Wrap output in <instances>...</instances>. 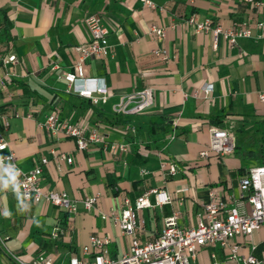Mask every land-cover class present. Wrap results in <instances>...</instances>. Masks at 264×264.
Here are the masks:
<instances>
[{
  "label": "crops",
  "instance_id": "1",
  "mask_svg": "<svg viewBox=\"0 0 264 264\" xmlns=\"http://www.w3.org/2000/svg\"><path fill=\"white\" fill-rule=\"evenodd\" d=\"M153 1L158 8H146L138 0H0V57L17 58L0 62V126L2 120L9 123L4 132L8 146L0 154L12 152L24 171L47 158L40 185L65 192L77 209L67 214L51 204L26 203L0 173V264H16L11 253L26 260L53 255L57 263H66L80 255L91 235L109 236L110 255L120 256L129 238L101 220L99 211L118 208L124 198L133 202L150 189H164L169 204L138 213L136 236L145 242L173 213H178V225L194 227L211 189L228 205L239 200L241 176L250 167L264 166V140L256 139L264 137V101L259 99L264 93V25L257 27V22L264 24V2ZM193 14L223 27L246 23L252 36L239 38L234 46L221 37L214 42L210 32L195 33L187 22ZM91 15L108 31L111 57L85 61L83 75L104 79L108 97L103 105L68 91L61 76L72 71L77 49L90 39L85 19ZM153 24L164 29L160 43L149 33ZM155 48L165 50L168 59L151 54ZM204 84L213 90L204 94ZM145 88L152 90L147 109L112 112L122 96ZM51 113L96 129L106 142L125 144L127 152L98 144L79 151L73 139L51 137L37 127ZM210 128L250 140L237 143L231 153L201 157ZM243 147L248 161L240 155ZM52 153L71 157V164L61 161L58 170ZM162 161L174 165L173 176L161 170ZM91 196H97V203L86 210L82 201ZM54 227L63 229L56 240L50 237ZM237 241L246 246L244 254L254 243L255 255L264 256V226ZM196 253L192 264H227L229 250L206 245Z\"/></svg>",
  "mask_w": 264,
  "mask_h": 264
},
{
  "label": "built area",
  "instance_id": "2",
  "mask_svg": "<svg viewBox=\"0 0 264 264\" xmlns=\"http://www.w3.org/2000/svg\"><path fill=\"white\" fill-rule=\"evenodd\" d=\"M61 1V0H58ZM149 9L158 8L153 0H138ZM253 2L256 6L263 4L257 0H245ZM187 22L193 26L195 33L210 32L214 42L219 37L234 46L239 38L252 36L246 23H232L228 27L213 24L208 17L197 19L191 15ZM90 39L77 49L72 71L64 72L61 76L67 83L68 91L79 95L92 105H103L107 101L108 92L104 79L85 78L83 75V63L91 58L105 60L111 57V46L108 44V31L101 25L97 15H91L85 19ZM263 22H257V27L262 28ZM149 33L160 43L164 39V29L151 25ZM151 54L165 61L168 55L165 50L155 48ZM14 54L1 56L0 62L4 65L15 63ZM3 83L0 82V85ZM204 94L213 90L212 84H204L200 89ZM264 101V93L259 95ZM152 104V90L145 88L122 96L112 105V112L116 115L140 113ZM9 123L1 121L0 126V151L7 148L4 132L8 130ZM37 127L54 138L64 137L74 140L77 150L83 151L91 144H98L103 149L112 152L126 153L125 144L108 143L96 129L87 130L82 125L72 124L51 113L42 122H37ZM234 138L227 131L219 128L209 129V142L206 150L201 151V157H207L209 152L225 155L234 150ZM53 154V153H52ZM53 158L58 170L59 163L65 161L71 164L72 158L65 155H55ZM48 163L47 158H42L37 165L29 170H22L16 163L12 152L0 154V173L6 176L12 192L19 193L26 203H46L58 207L67 214H75L76 204L63 191L46 190L40 185L43 166ZM162 171L168 175L175 174V167L165 161L160 163ZM142 173H147L142 171ZM240 197L228 205L219 199L214 189L208 192V201L196 214L194 227L178 225V213L166 217L159 233L151 240L140 242L136 231L141 228L138 213L141 210L162 207L171 202L170 195L164 189H150L131 202L124 198L118 208L109 211H99V218L109 221L120 235L129 238L128 249L120 256L112 257L108 246L111 243L109 236L91 235L86 245L80 248V255L70 256L66 263H57L53 255H37L28 260L11 253V259L16 264H192L196 259L198 247L206 245L226 247L229 250L227 264H264V256L255 255L257 245L249 243L248 253H243L244 243L238 238L249 239V236L264 226V166L250 167L239 180ZM153 197V201L150 200ZM97 203V196L86 197L82 204L86 210H91ZM248 205V208H246ZM63 234V229L54 227L50 237L58 239ZM3 243V241L1 240ZM4 244V243H3ZM246 247V246H245Z\"/></svg>",
  "mask_w": 264,
  "mask_h": 264
},
{
  "label": "rangeland",
  "instance_id": "3",
  "mask_svg": "<svg viewBox=\"0 0 264 264\" xmlns=\"http://www.w3.org/2000/svg\"><path fill=\"white\" fill-rule=\"evenodd\" d=\"M260 138H263V140H264V137H261V136H259V137H257L256 139L258 140V139H260ZM248 140H250V139H244V138H242V136H240L239 134H237L236 135V137L234 138V146H236V145H238L237 143H239V144H244V142H246V141H248ZM253 140V139H252ZM254 141H256V140H253V142ZM243 142V143H242ZM252 142V141H251ZM246 148L245 147H243L242 148V150H241V156H242V158H244V159H246V158H248L246 155ZM247 161H248V159H246ZM5 251V250H4ZM5 253H7V252H5Z\"/></svg>",
  "mask_w": 264,
  "mask_h": 264
},
{
  "label": "trees",
  "instance_id": "4",
  "mask_svg": "<svg viewBox=\"0 0 264 264\" xmlns=\"http://www.w3.org/2000/svg\"><path fill=\"white\" fill-rule=\"evenodd\" d=\"M257 1L264 2L263 0H257Z\"/></svg>",
  "mask_w": 264,
  "mask_h": 264
}]
</instances>
